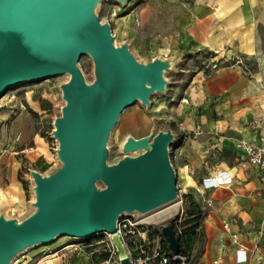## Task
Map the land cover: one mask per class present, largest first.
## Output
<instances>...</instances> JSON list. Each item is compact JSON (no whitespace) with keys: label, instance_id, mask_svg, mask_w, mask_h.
<instances>
[{"label":"water","instance_id":"1","mask_svg":"<svg viewBox=\"0 0 264 264\" xmlns=\"http://www.w3.org/2000/svg\"><path fill=\"white\" fill-rule=\"evenodd\" d=\"M104 1L0 0V97L27 83L69 77L60 86L63 106L51 132L58 167L47 175L29 171L30 213L18 219L0 212V264L58 237L114 236L120 219L137 220L178 201L170 159L177 135L170 128L127 137L124 156L107 163L120 115L135 103L149 109L151 96L165 95V75L179 58L141 63L128 43L116 45L110 25L96 15ZM83 56L92 61L91 82L78 67ZM161 235L179 256L173 226H162ZM120 263L131 264L127 257Z\"/></svg>","mask_w":264,"mask_h":264},{"label":"crops","instance_id":"2","mask_svg":"<svg viewBox=\"0 0 264 264\" xmlns=\"http://www.w3.org/2000/svg\"><path fill=\"white\" fill-rule=\"evenodd\" d=\"M192 1L176 53L209 51L225 62L192 77L183 101L196 115L175 130L172 146L184 193L195 192L205 212L192 264H264V179L236 148L264 136V0ZM215 177L227 183L208 189Z\"/></svg>","mask_w":264,"mask_h":264},{"label":"rangeland","instance_id":"3","mask_svg":"<svg viewBox=\"0 0 264 264\" xmlns=\"http://www.w3.org/2000/svg\"><path fill=\"white\" fill-rule=\"evenodd\" d=\"M192 5V0H129L124 6L107 0L98 5L96 15L101 23L110 25L114 43H128L139 62L157 57L179 58L174 71L165 75L170 83L165 95L151 96L149 109L135 103L120 115L107 143L108 164L124 156L121 145L127 137H145L152 128L155 131L170 128L176 134L179 126L190 123L196 115V108L183 101V97L192 77L199 71L213 69L214 65H225L209 51L176 53L186 37ZM78 67L85 80L91 82V59L81 57ZM68 78L63 75L27 83L0 97V212L7 217L21 219L31 212L33 194L29 171L47 175L58 167L57 144L51 132L53 120L63 106L60 86ZM42 102L46 109H42ZM170 159L174 165L172 147ZM176 187L178 201L138 218L140 224L161 228L159 222L162 218L181 206L184 209L186 194L191 193L196 198L195 192L184 193L185 185L178 177ZM75 245L81 246L79 251L63 250ZM125 252L119 240L103 233L84 240L64 236L48 245L27 249L12 264H99L103 254L107 255L103 260L106 261L110 256L117 258ZM197 254L195 249L187 264H192Z\"/></svg>","mask_w":264,"mask_h":264},{"label":"built area","instance_id":"4","mask_svg":"<svg viewBox=\"0 0 264 264\" xmlns=\"http://www.w3.org/2000/svg\"><path fill=\"white\" fill-rule=\"evenodd\" d=\"M236 148L242 152L245 161L256 168L264 179V136H260L257 143L238 142ZM205 182H208L209 189L224 185L227 180L215 177L209 178ZM205 185L203 184V186ZM110 237L119 240L126 252L117 258L110 256L106 261L99 264H121V259L124 257H127L131 264H170L171 260L178 261L180 264H187L185 257L168 256L163 247L161 228L140 224L138 220L132 217L120 219L116 234ZM233 239L236 240L237 237L233 236ZM80 247V245H75L72 251H79ZM65 249L66 247L63 250L65 251ZM238 252H243L242 247H239Z\"/></svg>","mask_w":264,"mask_h":264},{"label":"trees","instance_id":"5","mask_svg":"<svg viewBox=\"0 0 264 264\" xmlns=\"http://www.w3.org/2000/svg\"><path fill=\"white\" fill-rule=\"evenodd\" d=\"M45 107L44 102H42V109H46ZM184 200L182 217L176 216L169 224L173 226L177 236L179 256L185 257L188 262L193 253L195 241L200 236V224L205 212L191 193L186 194ZM163 247L168 256H171L164 242ZM91 249L92 247L88 248L89 251ZM106 256V254L101 255L100 261L105 260ZM170 264H180V262L171 260Z\"/></svg>","mask_w":264,"mask_h":264},{"label":"bare ground","instance_id":"6","mask_svg":"<svg viewBox=\"0 0 264 264\" xmlns=\"http://www.w3.org/2000/svg\"><path fill=\"white\" fill-rule=\"evenodd\" d=\"M75 248V246H68V247H66V249L65 250H72V249H74ZM53 256V255H52ZM51 257V256H50Z\"/></svg>","mask_w":264,"mask_h":264}]
</instances>
